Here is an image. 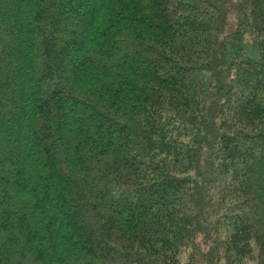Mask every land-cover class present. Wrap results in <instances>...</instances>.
I'll return each instance as SVG.
<instances>
[{"label": "trees", "instance_id": "trees-1", "mask_svg": "<svg viewBox=\"0 0 264 264\" xmlns=\"http://www.w3.org/2000/svg\"><path fill=\"white\" fill-rule=\"evenodd\" d=\"M0 264H264V0H0Z\"/></svg>", "mask_w": 264, "mask_h": 264}]
</instances>
